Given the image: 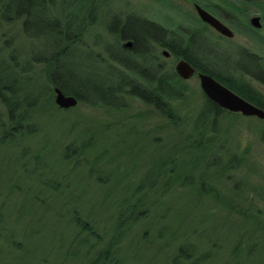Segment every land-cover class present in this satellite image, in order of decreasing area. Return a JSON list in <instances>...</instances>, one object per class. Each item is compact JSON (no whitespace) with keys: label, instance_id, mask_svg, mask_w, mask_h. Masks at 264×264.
I'll return each instance as SVG.
<instances>
[{"label":"rangeland","instance_id":"374dc122","mask_svg":"<svg viewBox=\"0 0 264 264\" xmlns=\"http://www.w3.org/2000/svg\"><path fill=\"white\" fill-rule=\"evenodd\" d=\"M101 1L86 6L97 24L85 32L90 48L70 60L72 76L83 74V64L96 65V54L107 57L104 45L119 41L109 29L140 25L161 36L146 17L207 36L196 35L190 51L217 69L242 60L241 49L264 56V0ZM196 2L234 35L203 21ZM253 16H260V27ZM9 27L17 31L20 20L0 19V43L12 36L5 34ZM15 39V45L26 43L21 50L31 42ZM162 50L146 54L145 62L166 60L173 72L177 57ZM43 67L33 64L23 90L32 102L20 109L30 133L2 136L9 119L0 100V264H90L91 253L110 241L115 256L106 264H172L181 244L193 250L181 264H264V117L227 110L215 116L197 75L181 79L182 96L164 106L125 91L117 103L77 98L62 108L55 91L45 90ZM59 70L52 67L54 74ZM248 79L264 92L263 83ZM165 156L174 165L190 164L179 168L180 181L164 169L153 179L156 161L170 164Z\"/></svg>","mask_w":264,"mask_h":264},{"label":"trees","instance_id":"16d2710c","mask_svg":"<svg viewBox=\"0 0 264 264\" xmlns=\"http://www.w3.org/2000/svg\"><path fill=\"white\" fill-rule=\"evenodd\" d=\"M91 0H0V19L8 24L15 23L20 20V27L17 31L15 28L9 27L5 34L8 32L12 36L4 37L0 43V97L6 104L8 109V119L12 125H21L18 128L21 135L30 133L26 130L27 127L26 111L20 113L22 104L25 100L26 103L32 104L24 94L29 84L28 79L33 64L39 62L44 64L42 75H46L45 90L54 91L55 87H60L66 93L75 94L79 99L91 102H108L117 103L116 96L122 92L134 91V93L144 96L149 103H157L160 106L167 104L169 99L180 97L183 93L182 80L176 73L171 70L168 75L162 76V71L156 67V57L152 56V64H146L145 55L152 54L153 50H157L156 46H164L171 49L176 55H183L188 60L195 62L203 71L212 73L220 81L240 93L244 97L253 101L254 103L264 108V92L256 87L249 79L248 76L259 80L264 84V56L257 54L248 49L239 50L243 54V59L236 63H227L228 70L217 69L205 63L207 60L199 58L198 54L190 51L193 44V38L196 35L208 39L207 36L201 35L198 31H191L187 28L181 30L170 29L154 19L145 18L148 22L158 25L162 30V35L157 37L150 33L149 30L142 28L140 25H133L130 30H125V24H122L117 30H110L117 35L118 40L113 44H106L104 47L108 51L107 57L99 58L98 54L94 56L95 64H83L81 67V74L72 76L71 71V58L80 52L82 48H90L85 40L87 28L91 24H97L95 18H87L85 14L86 6ZM102 5L106 6L108 1L102 0ZM59 3L60 8H58ZM70 5L75 7V10L70 9ZM43 23V24H42ZM49 23V25H48ZM38 24H41L38 26ZM136 27H140L142 35L136 32ZM26 36L31 42H27V49L21 50L22 45L26 43L16 44V36ZM121 39V40H120ZM39 40V45L37 41ZM126 40L133 41V48L130 52L135 56L130 55L129 50L121 47ZM110 45V46H109ZM113 46L114 49L110 50L109 47ZM130 46V47H132ZM185 46L186 49L182 47ZM189 47V48H188ZM8 50L10 52H8ZM10 53V54H8ZM81 53V52H80ZM10 55V56H9ZM86 57V54H85ZM199 60V61H198ZM144 62V64L142 63ZM116 63V64H115ZM122 65L118 67L117 65ZM60 66L59 73L54 74L52 67ZM148 66L151 71L148 70ZM41 69V67H40ZM147 69V70H146ZM79 70V72H80ZM131 72L135 76H140L146 79V89L143 88L144 84L141 82H133L130 80ZM27 72V73H26ZM23 84V85H22ZM44 90V91H45ZM47 93V92H46ZM157 95H160L157 97ZM110 96L114 97L113 99ZM109 97V98H108ZM209 100V107L214 111L215 116H218L221 109L211 99ZM165 104H164V103ZM24 121V122H23ZM264 139V135H263ZM166 160L170 163L164 167V161H157L154 168L160 171H167L175 173L181 177L183 170L190 164L177 163L174 165V159L171 156H165ZM233 159V158H232ZM229 161L231 166H236L237 160ZM161 160H165L162 158ZM173 161V162H172ZM240 162V161H238ZM227 163L224 166L228 167ZM183 165V167H182ZM172 167L174 169H172ZM185 167V168H184ZM208 166L207 168H210ZM184 168V169H179ZM190 172L196 171L195 169L189 170ZM181 173V176H180ZM187 173V172H186ZM194 172L192 173V175ZM219 196V194H218ZM223 197V195H220ZM245 212V211H244ZM110 243V242H109ZM107 244L94 250V259L90 264H105L110 262L112 249L114 243ZM186 246V249L184 247ZM192 247L187 244H181L174 255L172 264H181V260L190 258L193 254Z\"/></svg>","mask_w":264,"mask_h":264},{"label":"water","instance_id":"95a60500","mask_svg":"<svg viewBox=\"0 0 264 264\" xmlns=\"http://www.w3.org/2000/svg\"><path fill=\"white\" fill-rule=\"evenodd\" d=\"M195 6L203 21L210 24L223 35L228 37H232L234 35L232 28L229 27L219 17L211 13L197 2L195 3ZM250 20L255 26L260 27L262 25L260 16H253ZM124 44L127 46H132L133 41L126 40ZM165 52L168 51L165 50ZM176 69L179 75L184 78H188L194 73L196 68L188 59L183 57L177 61ZM199 77L201 86L206 95L211 100L216 102L220 107L229 111L241 112L246 115H258L260 117H264V108L262 106L236 92L234 89L216 78L212 73L206 71L200 72ZM55 91V101L61 107L73 106L78 101L76 95L67 94L60 87H55Z\"/></svg>","mask_w":264,"mask_h":264},{"label":"flooded vegetation","instance_id":"af4514ba","mask_svg":"<svg viewBox=\"0 0 264 264\" xmlns=\"http://www.w3.org/2000/svg\"><path fill=\"white\" fill-rule=\"evenodd\" d=\"M121 47H123V48H125V49H127V50H129V54L130 55H133V56H135V54H131L130 52H135V51H132V48H133V46L132 47H130V46H127V45H125L124 43L123 44H121ZM155 48H157V50L159 49V48H163L164 50H162L163 51V53L165 54V55H167V56H169V55H175L177 58H176V61H175V63H177V61L180 59V58H183L184 56L183 55H176L171 49H169L168 47H164V46H156ZM165 50H167L168 52H165ZM184 58H186V57H184ZM187 59V58H186ZM190 61V60H189ZM191 63H192V65H194L195 66V71H194V73L191 75V76H194V75H197V76H199V73L200 72H205V71H203L202 69H200L199 67H198V65L195 63V62H192V61H190ZM155 63H156V67L158 66V70L160 71H162V76H161V78L163 77V75L166 77L167 75H168V64H166V60H160V61H155ZM116 64V63H115ZM118 67H120V65L118 64L117 65ZM145 67H148V66H145ZM148 69H150L149 67H148ZM173 71L175 72V73H177V69H176V64H174V66H173ZM190 76V77H191ZM181 77V79H186V78H184V77H182V76H180ZM130 78V80L131 81H133V82H141V83H143L144 84V86H143V88L144 89H146V79H144L143 77H140V76H130L129 77ZM122 93H124V92H122ZM130 93H132V94H136V93H134V91L132 92H130ZM137 96H139V97H141L142 99H144V100H146L145 98H144V96H141V95H139V94H136ZM160 95H157V97H159ZM174 98H178V97H174ZM0 100L3 102V100H2V98L0 97ZM148 102V101H147ZM164 103V102H163ZM154 104H157V103H154ZM165 104V103H164ZM158 105V104H157ZM161 108V110H163L162 109V107H160ZM21 127V125H19V124H17V125H12L11 126V129H12V131L14 132V131H16V130H18V128H20ZM12 132V133H13ZM161 161L162 160H160V163H161ZM157 162V161H156ZM155 162V164H157ZM154 164V165H155ZM154 165H152L151 167H152V169H155L154 168ZM172 169H174L173 167H172ZM174 171V170H173ZM172 171V172H173ZM155 172H156V169H155ZM172 172H171V175H173L172 174ZM164 173H165V171H164ZM162 174H163V171H160L159 173H156V175L155 176H153V179H158V178H161V176H162ZM175 175V178L176 179H179V174H174ZM146 176L147 177H149L150 176V174H148L147 172H146ZM181 176V175H180ZM202 185H204L203 183H201ZM213 189V188H212Z\"/></svg>","mask_w":264,"mask_h":264}]
</instances>
